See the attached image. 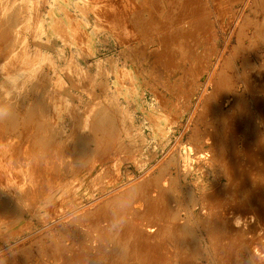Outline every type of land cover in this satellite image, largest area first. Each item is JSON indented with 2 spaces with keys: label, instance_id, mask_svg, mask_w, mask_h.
<instances>
[{
  "label": "rangeland",
  "instance_id": "374dc122",
  "mask_svg": "<svg viewBox=\"0 0 264 264\" xmlns=\"http://www.w3.org/2000/svg\"><path fill=\"white\" fill-rule=\"evenodd\" d=\"M263 20L264 0H0V264H264Z\"/></svg>",
  "mask_w": 264,
  "mask_h": 264
},
{
  "label": "bare ground",
  "instance_id": "6f19581e",
  "mask_svg": "<svg viewBox=\"0 0 264 264\" xmlns=\"http://www.w3.org/2000/svg\"><path fill=\"white\" fill-rule=\"evenodd\" d=\"M254 1V0H253ZM255 4V3H254ZM165 5V4H164ZM251 6V5H250ZM261 6H262V4H261ZM17 8V7H16ZM16 8H13V9H15V10H17ZM213 8V7H212ZM252 8V7H251ZM211 9V8H210ZM244 9V8H243ZM242 9V10H243ZM167 10V9H166ZM213 10V9H212ZM255 10V9H254ZM256 11V10H255ZM14 12H16V11H14ZM18 13V12H17ZM16 13V14H17ZM241 13V12H240ZM258 13V12H257ZM15 14V13H14ZM13 15V14H12ZM11 15V16H12ZM245 15H247V14H245ZM19 16V15H18ZM15 16H13V18H14ZM10 18V17H9ZM244 19H248V18H244ZM9 20V19H8ZM264 21V20H263ZM20 22V21H19ZM261 24V23H260ZM6 25V24H5ZM11 25H13V24H11ZM10 25V26H11ZM242 25V24H241ZM240 25V26H241ZM14 26V25H13ZM189 26V25H188ZM208 26V25H207ZM235 26V25H234ZM244 26V25H243ZM247 27V26H246ZM234 30V29H233ZM259 31V30H258ZM2 32V31H1ZM0 32V33H1ZM6 32V31H5ZM247 32V31H246ZM12 33V32H11ZM10 33V34H11ZM256 33H258V32H256ZM241 34V33H240ZM258 34H260V32L258 33ZM2 35V34H1ZM4 36H5V33L3 34ZM2 37V36H1ZM10 37V36H9ZM231 37V36H230ZM11 38V37H10ZM237 39H238V37H236ZM64 39H66V37L64 38ZM8 40V39H7ZM19 40V39H18ZM4 41V40H3ZM172 41V40H171ZM12 42V41H11ZM10 43V42H9ZM11 44V43H10ZM177 44V43H176ZM180 44V43H179ZM18 45V44H17ZM234 46V45H233ZM225 48H226V45H225ZM6 49V48H5ZM254 49V48H253ZM238 50V49H237ZM239 51V50H238ZM244 51V50H243ZM253 51V50H252ZM221 53H223V52H221ZM249 53V52H248ZM236 55V54H235ZM221 56V55H220ZM237 56V55H236ZM228 57V56H227ZM241 58V57H240ZM251 57H249V59H250ZM229 58H227V61H229L228 60ZM248 59V58H247ZM233 60L234 59H232V62H233ZM224 61V60H223ZM236 61V60H235ZM244 61V60H243ZM242 62V61H241ZM249 62V61H248ZM227 63V62H226ZM244 63V62H243ZM261 63V62H260ZM242 65V64H241ZM250 65V64H249ZM225 70V69H224ZM219 71V70H218ZM221 71V70H220ZM243 71V70H242ZM244 72V71H243ZM223 73V72H222ZM227 74V73H226ZM246 75V74H245ZM221 77V76H220ZM223 77V76H222ZM228 78H230V77H228ZM51 80V79H50ZM223 80V79H222ZM36 81H38V80H36ZM209 81V80H208ZM224 81V80H223ZM227 81V80H226ZM35 82V81H34ZM217 82H219V80L217 81ZM222 82V81H221ZM228 82V81H227ZM105 83H106V81H105ZM40 84V83H39ZM214 84V83H213ZM218 84H221V83H218ZM223 85V84H222ZM226 85H227V83H226ZM225 85V86H226ZM233 85V84H232ZM35 86V85H34ZM235 86V85H234ZM245 86H246V84H245ZM224 87V86H223ZM218 88V87H217ZM1 89V88H0ZM32 89V88H31ZM37 89V88H36ZM35 90V89H34ZM212 90H214L213 88H212ZM224 90H226V89H224ZM2 91V90H1ZM223 91V90H222ZM229 91H230V89H229ZM201 92H203V91H201ZM210 92V91H209ZM225 92V91H224ZM2 93V92H1ZM42 93V92H41ZM95 93H96V91H95ZM220 93H221V91H220ZM226 93H228V91L226 92ZM235 93V92H234ZM39 94V93H38ZM6 96V95H5ZM229 96V95H228ZM235 96V95H234ZM209 98V97H208ZM20 99V98H19ZM37 99V98H36ZM39 99V98H38ZM40 100V99H39ZM48 100V99H47ZM225 100V99H224ZM42 101V100H41ZM237 102H238V100H236ZM245 102H246V100H244ZM29 102V101H28ZM36 102V101H35ZM108 102V101H107ZM244 102V103H245ZM48 103V102H47ZM47 103H45V105L47 104ZM239 103V102H238ZM237 103V104H238ZM244 103H242V104H244ZM22 104V103H21ZM241 104V103H240ZM114 105V104H113ZM205 105V104H204ZM239 105V104H238ZM246 105H247V103H246ZM245 105V106H246ZM24 106V105H23ZM44 106V105H43ZM207 106V105H206ZM236 106V105H235ZM13 107V106H12ZM249 107H250V105H249ZM33 108V107H32ZM104 108V107H103ZM197 108V107H196ZM207 108V107H206ZM219 108V107H218ZM47 109V108H46ZM116 109V108H115ZM210 109V108H209ZM12 110H13V108H12ZM100 110V109H99ZM206 110V109H205ZM226 110H228V109H226ZM241 110V109H240ZM239 110V111H240ZM8 111V110H7ZM102 111V110H101ZM103 111H105V110H103ZM114 111V110H113ZM194 111V110H193ZM236 111V110H235ZM15 112V111H14ZM100 112V111H99ZM112 112V111H111ZM202 112V111H201ZM252 112V111H251ZM250 112V113H251ZM45 113V112H44ZM98 113V112H97ZM101 113V112H100ZM253 113V112H252ZM15 114V113H14ZM112 114H113V112H112ZM205 114V113H204ZM81 115H83V114H81ZM93 115H94V113H93ZM101 115V114H100ZM100 115H98V116H100ZM200 115V114H199ZM13 116V115H12ZM34 116V115H33ZM112 116V115H111ZM203 116V115H202ZM254 116V115H253ZM36 117V116H35ZM93 117V116H92ZM26 118V117H25ZM28 118V117H27ZM104 118V117H103ZM120 118V117H119ZM198 118V117H197ZM247 118V117H246ZM81 119V118H80ZM12 120V119H11ZM15 120V119H14ZM17 120V119H16ZM198 120V119H197ZM91 121V120H90ZM100 121H101V119H100ZM103 121V120H102ZM227 122V121H226ZM28 123V122H27ZM97 123V122H96ZM95 123V124H96ZM110 123V122H109ZM198 123V122H197ZM202 123V122H201ZM18 124V123H17ZM93 124V123H92ZM14 125V124H13ZM44 125V124H43ZM98 125V124H97ZM108 125V124H107ZM118 125V124H117ZM245 125V124H244ZM14 126H16V125H14ZM100 126V125H99ZM115 126V125H114ZM126 126V125H125ZM13 127V126H12ZM20 127V126H19ZM108 127V126H107ZM118 127V126H117ZM218 127V126H217ZM82 128V127H81ZM101 128V127H100ZM114 128V127H113ZM116 128V127H115ZM197 128V127H196ZM15 128H13V130H14ZM17 129V128H16ZM42 129V128H41ZM105 129H106V127H105ZM112 129V128H111ZM8 130V129H7ZM115 130V129H114ZM220 130V129H219ZM37 132H38V130H36ZM94 131V130H93ZM197 131V130H196ZM95 132V131H94ZM93 132V133H94ZM102 132V131H101ZM105 132H106V130H105ZM115 132V131H114ZM194 132V131H193ZM200 132V131H199ZM205 132V131H204ZM35 133V132H34ZM90 133V132H89ZM96 133V132H95ZM116 133V132H115ZM62 134V133H61ZM103 134V133H102ZM19 135V134H18ZM22 135V134H21ZM95 135V134H94ZM97 135V134H96ZM240 135V134H239ZM34 136V135H33ZM54 137V136H53ZM206 137V136H205ZM86 138L87 139H89L88 138V136H86ZM108 138V137H107ZM193 138V137H192ZM81 139V138H80ZM113 139H115V138H113ZM182 139V138H181ZM79 140V139H78ZM110 140V139H109ZM223 140V139H222ZM34 141V140H33ZM87 141V140H86ZM106 141H108V140H106ZM114 141V140H113ZM41 142V141H40ZM51 142V141H50ZM222 142V141H221ZM74 143V142H73ZM105 143V142H104ZM103 143V144H104ZM223 143V142H222ZM41 144V143H40ZM50 144V143H49ZM48 144V145H49ZM60 144V143H59ZM79 144V143H78ZM83 144V143H82ZM224 144V143H223ZM39 145V144H38ZM46 145V144H45ZM90 145V144H89ZM107 145V143L106 144H104V146H106ZM126 145V144H125ZM36 146V145H35ZM225 146V145H224ZM48 147V146H47ZM79 147V146H78ZM96 147V146H95ZM46 148V147H45ZM90 148H91V146H90ZM94 148V147H93ZM102 148V147H101ZM113 148V147H112ZM121 148V147H120ZM104 149V148H103ZM109 149H111V148H109ZM74 150V149H73ZM80 150V149H79ZM108 150V149H107ZM173 150V149H172ZM226 150V149H225ZM20 151H22V150H20ZM19 151V152H20ZM91 151H93V150H91ZM104 151V150H103ZM103 151H102V153H103ZM175 151V150H174ZM128 152V151H127ZM80 153V152H79ZM82 153V152H81ZM85 153H86V151H85ZM108 153V152H107ZM20 154H22V153H20ZM213 154V153H212ZM44 155V154H43ZM99 155V154H98ZM101 155V154H100ZM105 155V154H104ZM80 156V155H79ZM103 157V156H102ZM77 158V157H76ZM212 158V157H211ZM244 158V157H243ZM90 158H88V160H89ZM169 159V158H168ZM213 159V158H212ZM79 160H80V158H79ZM176 160V159H175ZM29 161V160H28ZM90 161V160H89ZM97 161V160H96ZM168 161V160H167ZM15 162V161H14ZM34 162V161H33ZM85 162V161H84ZM218 162V161H217ZM87 163V162H86ZM169 163V162H168ZM177 163V162H176ZM178 163H180V162H178ZM79 164V163H78ZM170 164V163H169ZM41 165H42V163H41ZM85 165V164H84ZM177 165V164H176ZM180 165V164H179ZM224 165V164H223ZM222 165V166H223ZM57 167H58V165H56ZM181 166V165H180ZM82 167V166H81ZM162 167V166H161ZM68 168V167H67ZM79 168H80V166H79ZM78 168V169H79ZM225 168H226V165H225ZM90 169V168H89ZM68 170V169H67ZM227 169H225V171H226ZM91 171V170H90ZM180 171H181V169H180ZM189 171V170H188ZM179 172V171H178ZM188 173V172H187ZM226 173V172H225ZM106 174V173H105ZM145 175V174H144ZM104 176V175H103ZM142 176V175H141ZM141 176H139V177H141ZM180 176V175H179ZM229 176V175H228ZM227 177V176H226ZM231 177V176H230ZM261 177H263V176H261ZM149 179H150V177H148ZM162 178H164V177H162ZM161 178V179H162ZM218 178V177H217ZM145 179V178H144ZM264 179V178H263ZM3 180V179H2ZM147 180V179H146ZM227 180H228V178H227ZM133 181V180H132ZM136 181V180H135ZM142 181V180H141ZM196 181V180H195ZM177 182V181H176ZM126 183V182H125ZM186 183V182H185ZM221 183V182H220ZM141 184V183H140ZM145 184V183H144ZM174 184V183H173ZM223 184V183H222ZM130 185V184H129ZM135 185V184H134ZM158 185V184H157ZM225 185V184H224ZM139 186V185H138ZM150 186V185H149ZM159 186V185H158ZM122 187V186H121ZM120 187V188H121ZM162 187V186H161ZM164 187V186H163ZM162 187V188H163ZM223 187V186H222ZM119 188V187H118ZM119 188V189H120ZM143 188V187H142ZM149 188V187H148ZM167 188V187H166ZM169 189H171V188H169ZM168 189V190H169ZM224 189V188H223ZM126 190V189H125ZM145 190V189H144ZM246 190V189H245ZM122 191V190H121ZM162 191V190H161ZM173 191V190H172ZM171 191V192H172ZM242 191V190H241ZM115 192V191H114ZM178 192V191H177ZM222 192V191H221ZM0 193H2V192H0ZM109 193V192H108ZM133 193V192H132ZM160 193V192H159ZM193 193V192H192ZM136 194V193H135ZM134 194V195H135ZM170 194V193H169ZM189 194V193H188ZM243 194V193H242ZM1 195V194H0ZM137 195V194H136ZM160 195V194H159ZM171 195V194H170ZM191 195V194H190ZM16 196V195H15ZM158 196V195H157ZM163 196V195H162ZM226 196H228V195H226ZM6 197V196H5ZM14 197V196H13ZM115 197H116V195H115ZM119 197V196H118ZM135 197V196H134ZM133 197V198H134ZM153 197V196H152ZM7 198V197H6ZM109 198V197H108ZM155 198V197H154ZM184 198V197H183ZM190 198V197H189ZM243 198H245V197H243ZM2 199H4V198H2ZM13 199V198H12ZM112 199V198H111ZM197 199V198H196ZM9 200V199H8ZM105 200H106V198H105ZM119 200H122V198L120 197V199ZM166 200V199H165ZM231 200V199H230ZM246 200H248V199H246ZM2 201V200H1ZM15 201V200H14ZM103 201V200H102ZM113 201V200H112ZM176 201V200H175ZM5 202H6V200H5ZM16 202V201H15ZM118 202V201H117ZM138 202V201H137ZM156 202V201H155ZM215 202H217V201H215ZM3 203V202H2ZM186 203V202H185ZM231 203V202H230ZM252 203V202H251ZM92 204V203H91ZM110 204V203H109ZM180 204H182V203H180ZM228 204V203H227ZM5 205V204H4ZM6 206H7V203H6ZM15 206H17V205H15ZM19 206H20V204H19ZM99 206V205H98ZM111 206V205H110ZM186 206H188V205H186ZM5 207V206H4ZM3 207V208H4ZM7 207H9V206H7ZM12 207V206H11ZM112 207V206H111ZM13 208V207H12ZM12 208H9V209H12ZM26 208H28V207H26ZM80 208H82V207H80ZM85 208V207H84ZM87 208V207H86ZM98 208V207H97ZM102 208V207H101ZM124 208V207H123ZM129 208V207H128ZM187 208V207H186ZM227 208H228V205H227ZM34 209V208H33ZM36 209V208H35ZM229 209V208H228ZM255 209V208H254ZM24 210V209H23ZM76 210V209H75ZM99 210H100V208H99ZM107 210V209H106ZM109 210V209H108ZM112 210V209H111ZM125 210V209H124ZM171 210V209H170ZM187 210V209H186ZM192 210V209H191ZM220 210V209H219ZM226 210V209H225ZM77 211V210H76ZM89 211V210H88ZM233 211V210H232ZM235 211V210H234ZM11 212V211H10ZM37 212V211H36ZM85 212H86V210H85ZM91 212V211H90ZM106 212V211H105ZM126 212V211H125ZM147 212V211H146ZM171 212V211H170ZM180 212V211H179ZM218 212V211H217ZM222 212V211H221ZM224 212V211H223ZM222 212V213H223ZM73 213V212H72ZM95 213H96V211H95ZM128 213V212H127ZM157 213V212H156ZM218 213H220V212H218ZM225 213H227V212H224V214ZM105 214V213H104ZM188 214V213H187ZM70 215V214H69ZM86 215V214H85ZM106 215V214H105ZM193 215V214H192ZM89 216V215H88ZM236 216V215H235ZM239 216V215H238ZM65 217V216H64ZM142 217V216H141ZM177 217V216H176ZM189 217V216H188ZM240 217V216H239ZM242 217V216H241ZM240 217V218H241ZM95 218V217H94ZM122 218H123V216H122ZM182 218V217H181ZM237 218V217H236ZM253 218H254V216H253ZM61 219V218H60ZM59 219V220H60ZM63 219V218H62ZM74 219V218H73ZM130 219V218H129ZM167 219V218H166ZM177 219H180V218H177ZM190 219V218H189ZM225 219H227V218H225ZM224 219V220H225ZM229 219V218H228ZM227 219V220H228ZM243 219V218H242ZM247 219V218H246ZM245 219V220H246ZM83 220V219H82ZM94 220V219H93ZM101 220V219H100ZM209 220V219H208ZM258 220V219H257ZM129 221V220H128ZM178 221V220H177ZM189 221V220H188ZM55 222V221H54ZM58 222V221H57ZM82 221H80V223H81ZM190 222V221H189ZM230 222V221H229ZM236 222V221H235ZM71 223H72V221H71ZM134 223V222H133ZM159 223V222H158ZM212 223V222H211ZM219 223V222H218ZM50 224V223H49ZM187 224V223H186ZM185 224V225H186ZM199 224V223H198ZM210 224V223H209ZM226 223H224V225H225ZM239 224V223H238ZM64 225V224H63ZM215 225V224H214ZM223 225V226H224ZM187 226V225H186ZM62 227V226H61ZM183 227V226H182ZM202 227H204V226H202ZM60 228V227H59ZM64 228V227H63ZM97 228V227H96ZM219 228V227H218ZM95 229V228H94ZM98 229V228H97ZM191 229H192V227H191ZM194 229V228H193ZM233 229V228H232ZM264 229V228H263ZM152 230V229H151ZM166 230V229H165ZM185 230V229H184ZM255 230V229H254ZM38 231V230H37ZM99 231H100V229H99ZM103 231V230H102ZM101 231V232H102ZM183 231V230H182ZM201 231V230H200ZM67 232H68V230H67ZM133 232V231H132ZM162 232V231H161ZM192 232V231H191ZM197 232V231H196ZM239 232V231H238ZM36 233V232H35ZM138 233V232H137ZM172 233V232H171ZM178 233V232H177ZM176 233V234H177ZM181 233V232H180ZM75 234V233H74ZM77 234H78V232H77ZM98 234H99V232H98ZM141 234V233H140ZM143 234V233H142ZM185 234V233H184ZM187 234V233H186ZM193 234V233H192ZM232 234V233H231ZM110 235V234H109ZM144 235V234H143ZM143 235H141V237L143 236ZM157 235V234H156ZM173 235V234H172ZM202 235V234H201ZM64 236V235H63ZM67 236V235H66ZM75 236V235H74ZM86 236V235H85ZM136 236H137V234H136ZM140 236V235H139ZM145 236V235H144ZM152 236V235H151ZM51 237H53V236H51ZM98 237V236H97ZM147 237V236H146ZM196 237V236H195ZM40 238V237H39ZM60 238V237H59ZM92 238V237H91ZM95 238V237H94ZM99 238V237H98ZM145 238V237H144ZM143 237H142V239H144ZM151 238V237H150ZM192 238V237H191ZM136 239H139L138 237H136ZM141 239V240H142ZM160 239V238H159ZM176 239V238H175ZM182 239V238H181ZM40 240V239H39ZM171 240V239H170ZM174 240V239H173ZM251 240V239H250ZM52 241V240H51ZM135 241V240H134ZM257 241V240H256ZM55 242V241H54ZM137 242H138V240H137ZM140 242V241H139ZM145 242V241H144ZM173 242V241H172ZM176 242V241H175ZM180 242V241H179ZM197 242V241H196ZM15 244V243H14ZM115 244V243H114ZM123 244H125V243H123ZM136 244H138V243H136ZM192 244V243H191ZM194 244V243H193ZM197 244V243H196ZM195 244V245H196ZM92 245V244H91ZM130 245H131V243H130ZM133 245V244H132ZM139 245V244H138ZM150 245V244H149ZM185 245V244H184ZM189 244H187V246H188ZM260 245V244H259ZM25 246V245H24ZM33 246V245H32ZM40 246V245H39ZM141 246V245H140ZM144 246V245H143ZM261 246V245H260ZM10 247V246H9ZM26 247V246H25ZM59 247V246H58ZM97 247V246H96ZM133 247V246H132ZM153 247V246H152ZM151 247V248H152ZM156 247V246H155ZM190 247V246H189ZM138 248H140V247H138ZM184 248H187V247H184ZM4 249V248H3ZM45 249V248H44ZM148 249V248H147ZM192 249V248H191ZM47 250V249H46ZM139 250V249H138ZM197 250V249H196ZM202 250V249H201ZM200 250V251H201ZM219 250V249H218ZM241 250V249H240ZM2 251V250H1ZM16 251V250H15ZM27 251V250H26ZM251 251V250H250ZM250 251H248V252H250ZM28 252H29V250H28ZM47 252V251H46ZM81 252V251H80ZM98 252H99V250H98ZM187 252V251H186ZM189 252V251H188ZM191 252H193V251H191ZM190 252V253H191ZM241 252V251H240ZM11 253V252H10ZM30 253H32V252H30ZM133 253V252H132ZM196 253H197V251H196ZM247 253V252H246ZM15 254V253H14ZM17 254V253H16ZM47 254V253H46ZM202 254V253H201ZM11 255V254H10ZM13 255V254H12ZM28 255V254H27ZM136 255V254H135ZM253 255V254H252ZM31 256V255H30ZM43 256V255H42ZM129 256V255H128ZM162 256H163V254H162ZM166 256V255H165ZM164 256V257H165ZM197 256V255H196ZM195 256V257H196ZM250 256V255H249ZM255 256V255H254ZM9 257V256H8ZM13 257H15V256H13ZM21 257V256H20ZM163 257V258H164ZM166 258V257H165ZM192 258V257H191ZM30 259V258H29ZM189 259V258H188ZM214 259V258H213ZM22 260V259H21ZM43 260V259H42ZM49 260V259H48ZM189 260H192V259H189ZM196 260V259H195ZM215 260V259H214ZM213 260V261H214ZM253 260V259H252ZM14 261V260H13ZM23 261H25V260H23ZM28 261H30V260H28ZM129 261V260H128ZM188 261V260H187ZM45 262V261H44ZM189 263H190V261H188ZM186 263V262H185ZM13 264V263H12ZM58 264V263H57ZM195 264H196V262H195ZM199 264H200V262H199Z\"/></svg>",
  "mask_w": 264,
  "mask_h": 264
}]
</instances>
